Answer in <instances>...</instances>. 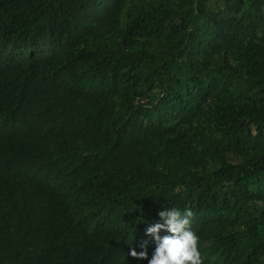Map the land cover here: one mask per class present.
<instances>
[{
  "label": "trees",
  "instance_id": "trees-1",
  "mask_svg": "<svg viewBox=\"0 0 264 264\" xmlns=\"http://www.w3.org/2000/svg\"><path fill=\"white\" fill-rule=\"evenodd\" d=\"M169 208L264 264V0H0V264H148Z\"/></svg>",
  "mask_w": 264,
  "mask_h": 264
},
{
  "label": "clouds",
  "instance_id": "clouds-1",
  "mask_svg": "<svg viewBox=\"0 0 264 264\" xmlns=\"http://www.w3.org/2000/svg\"><path fill=\"white\" fill-rule=\"evenodd\" d=\"M55 142L43 145L42 152L52 153L60 146V142L54 139ZM114 158L117 154L113 153ZM110 156L107 157V161ZM106 164L103 162L102 172L103 177L108 172ZM163 223H154L147 228V234L154 237L156 249L152 254L148 264H201V253L198 251V237L191 229V219L194 213L190 209H186L183 213L176 208L164 209L158 213ZM12 217H16L12 215ZM166 231L169 235L161 236V231ZM142 248H147V241L141 244ZM130 255L139 259H148L147 251L137 252L133 248Z\"/></svg>",
  "mask_w": 264,
  "mask_h": 264
}]
</instances>
